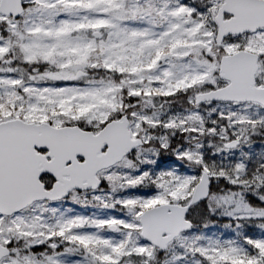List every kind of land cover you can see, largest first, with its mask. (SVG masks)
Returning <instances> with one entry per match:
<instances>
[{
	"label": "snow or ice",
	"instance_id": "snow-or-ice-1",
	"mask_svg": "<svg viewBox=\"0 0 264 264\" xmlns=\"http://www.w3.org/2000/svg\"><path fill=\"white\" fill-rule=\"evenodd\" d=\"M0 264H264V0H0Z\"/></svg>",
	"mask_w": 264,
	"mask_h": 264
}]
</instances>
